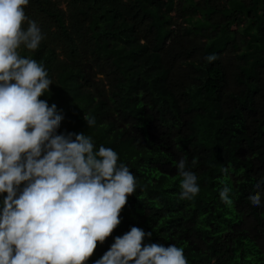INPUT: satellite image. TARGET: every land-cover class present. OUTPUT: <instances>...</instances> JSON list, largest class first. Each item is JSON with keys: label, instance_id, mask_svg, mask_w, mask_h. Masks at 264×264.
<instances>
[{"label": "trees", "instance_id": "obj_1", "mask_svg": "<svg viewBox=\"0 0 264 264\" xmlns=\"http://www.w3.org/2000/svg\"><path fill=\"white\" fill-rule=\"evenodd\" d=\"M24 11L43 39L17 51L52 81L39 99L63 117L56 134L112 148L136 180L84 264L133 226L152 233L142 246L175 245L188 264H264V0H29ZM181 158L197 176L191 200Z\"/></svg>", "mask_w": 264, "mask_h": 264}, {"label": "clouds", "instance_id": "obj_2", "mask_svg": "<svg viewBox=\"0 0 264 264\" xmlns=\"http://www.w3.org/2000/svg\"><path fill=\"white\" fill-rule=\"evenodd\" d=\"M28 3L0 0V193H7L0 212V264H84L121 223L136 180L112 148L97 150L83 133L56 134L63 117L56 104L39 99L52 81L41 64L17 51L21 45L36 50L43 39L25 14ZM85 120L89 127L96 123L88 114ZM186 163L181 158L176 164L180 198L191 200L200 189ZM230 191L225 186L220 192L229 205ZM249 200L260 206L261 194ZM145 235L152 233L133 226L95 264H188L175 245L142 246Z\"/></svg>", "mask_w": 264, "mask_h": 264}]
</instances>
